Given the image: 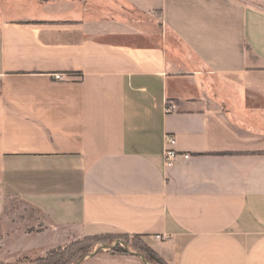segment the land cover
<instances>
[{"label": "crops", "instance_id": "obj_1", "mask_svg": "<svg viewBox=\"0 0 264 264\" xmlns=\"http://www.w3.org/2000/svg\"><path fill=\"white\" fill-rule=\"evenodd\" d=\"M103 235L264 264V0H0L3 261Z\"/></svg>", "mask_w": 264, "mask_h": 264}, {"label": "rangeland", "instance_id": "obj_2", "mask_svg": "<svg viewBox=\"0 0 264 264\" xmlns=\"http://www.w3.org/2000/svg\"><path fill=\"white\" fill-rule=\"evenodd\" d=\"M5 220H9V234L11 238L16 237L17 235L36 236L40 235L44 231V223L41 222L38 214L32 212L28 207L19 203L11 205V207L8 208ZM74 245L83 247L84 254L81 256V258L88 254L94 253L96 250L104 246L110 247L109 249L102 250L99 253L103 254V256H101L102 258L104 257V262L97 263L95 259L88 258V261H86L85 264H146L141 258L129 254L126 250L127 248L132 252L141 254L142 249L147 248L148 246L141 238H134L126 235H103L98 236V238L95 240H85V238H78L59 246L58 248L54 249V251L61 252L68 246L73 247ZM114 249H118V252H113ZM122 250H124L125 252H123ZM3 255L4 252L1 251L0 264H40V262L38 261V257H22L17 259L14 258L13 252H10L9 255H11V257L8 259L9 261L5 262L3 261ZM45 255H47V253ZM106 258H109V260H107Z\"/></svg>", "mask_w": 264, "mask_h": 264}, {"label": "trees", "instance_id": "obj_3", "mask_svg": "<svg viewBox=\"0 0 264 264\" xmlns=\"http://www.w3.org/2000/svg\"><path fill=\"white\" fill-rule=\"evenodd\" d=\"M98 237H88L85 240H95ZM134 238H139L134 236ZM125 252L124 250H122ZM113 252H118V249H114ZM84 254L82 246H68L61 252H55L51 250L45 256L38 257L40 264H73L79 262ZM141 254H143L146 260L151 264H168L164 259H162L157 252H155L151 247L142 249ZM81 258V259H80Z\"/></svg>", "mask_w": 264, "mask_h": 264}, {"label": "built area", "instance_id": "obj_4", "mask_svg": "<svg viewBox=\"0 0 264 264\" xmlns=\"http://www.w3.org/2000/svg\"><path fill=\"white\" fill-rule=\"evenodd\" d=\"M55 78L58 81H62L64 79V76L61 74H57L55 76ZM175 109H176V107L174 105H171V106H168L166 108V112L172 113L175 111ZM167 145H168V147L166 148V151H165V159H166V166L168 168L174 167L181 158H184V159L190 158V155H184L183 156L176 150V148H175L176 140L174 138L168 137L167 138ZM156 238L157 239H166L165 236H157Z\"/></svg>", "mask_w": 264, "mask_h": 264}, {"label": "water", "instance_id": "obj_5", "mask_svg": "<svg viewBox=\"0 0 264 264\" xmlns=\"http://www.w3.org/2000/svg\"><path fill=\"white\" fill-rule=\"evenodd\" d=\"M109 248H110V247H108V246H104V247H102V248L96 250L94 253H91V254H88V255L84 256V257H83L79 262H77L76 264H82L86 259H88V258H90V257H94V256H96L97 254H99L102 250L109 249ZM111 248H114V247H111ZM126 250H127V252H128L129 254L134 255V256H137V257L141 258L146 264H149V263L145 260V258H144L143 255L138 254V253H135V252H132V251L128 250L127 248H126Z\"/></svg>", "mask_w": 264, "mask_h": 264}]
</instances>
